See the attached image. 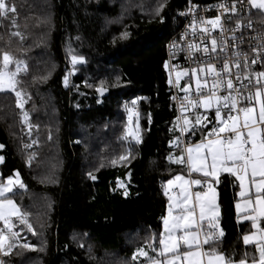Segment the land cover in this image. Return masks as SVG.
I'll use <instances>...</instances> for the list:
<instances>
[{
  "label": "trees",
  "instance_id": "obj_1",
  "mask_svg": "<svg viewBox=\"0 0 264 264\" xmlns=\"http://www.w3.org/2000/svg\"><path fill=\"white\" fill-rule=\"evenodd\" d=\"M6 2L17 8L18 28L9 13L0 49L27 65L17 77L26 102L21 109L14 93H0V183L19 175L25 187L10 196L35 234L15 218L17 247L2 254V264L148 263L138 252L155 255L148 245L158 246L153 238L162 233L165 184L186 171L169 160L182 150L172 146L179 132L164 72L173 19L186 0ZM216 191L224 233L218 251L236 261L256 254L243 243L252 226L235 210L239 182L225 173Z\"/></svg>",
  "mask_w": 264,
  "mask_h": 264
},
{
  "label": "snow or ice",
  "instance_id": "obj_2",
  "mask_svg": "<svg viewBox=\"0 0 264 264\" xmlns=\"http://www.w3.org/2000/svg\"><path fill=\"white\" fill-rule=\"evenodd\" d=\"M247 5L264 14V0H247ZM216 7L222 11L214 19L204 17L197 19L194 14L195 5L189 9L193 14L189 27L193 35L197 34L199 27L202 33L200 39L204 47L189 43L188 48L195 49L206 58L198 62L190 71L177 73V85L183 75L189 76L190 81L194 79L195 87L188 83L181 89L185 94L180 100L183 126L181 127L179 123L180 117L174 125L179 129L181 137L186 132L195 135L197 130L202 131L209 123H213V127L206 135L202 134L199 143L189 144L183 149L186 160L183 155L169 157L171 162L186 164L189 176L192 173H199L203 179L186 180L178 175L168 182L169 185H177L179 182L180 195L175 200L169 197L168 216L163 220L164 231L153 238L154 241H158V246L148 245L155 255L149 256L143 249L138 252V255L144 256L149 264H205V260L207 264H264V228L259 226V222L264 221V70L253 69L257 64L264 67V30L250 38L256 41L255 45H250V52H243L240 50V45L244 43V38L237 37L236 33L242 28L255 31L251 18H248L247 23H243V18L240 17V11L245 7V0H232L230 6L225 0ZM159 11L160 9L157 10V14ZM9 13L13 14L12 27L18 28L15 4L10 5L6 0H0V27L3 26L2 20L9 18ZM226 13H231L227 16L228 21L236 17L235 27L225 26L222 17ZM260 23L264 26V15ZM217 29L219 35L213 36L212 33ZM228 33L231 35H226ZM129 35L125 32L121 38L127 39ZM10 36L19 37L20 40L25 39L20 31L11 32ZM0 39L3 37L0 36ZM229 40L232 41L231 54H229ZM8 43L10 44L11 40ZM0 54H2L0 93H14L17 107L23 109L26 101L23 100L22 91L18 88L21 81L17 77L22 71H27V65L8 51L0 49ZM191 55L190 51L189 56ZM76 60L77 58L73 57V63ZM13 64L14 71L10 69V65ZM169 83H172L171 79ZM103 90V88L97 89L100 92ZM136 103L135 100L132 101L133 105ZM201 108L204 109V113L198 111ZM189 110H193L194 119L183 115ZM128 111L131 112V109ZM208 111H214V122L205 114ZM24 118L27 120L26 112ZM181 137L172 141L173 145L179 147L183 143ZM119 159L126 160L127 156H121ZM225 172L239 182V196L243 201V209L238 203L236 205L238 212L242 210L245 213L243 218L250 220L252 227L257 230L252 235L243 236V243L246 246L254 245L256 254L245 252L239 261L217 249L224 233L223 230L217 232L219 213L218 206L214 203L216 193L213 184H218L220 175ZM17 182L9 178L7 184L0 183V221L4 224V227L0 228V252L5 255L17 247L15 241L19 237V233L13 232L16 225L12 223L11 217H17L21 224L27 226L28 231L35 234L32 224L28 222V213L23 212L9 196V193H13V186ZM191 185L201 187L206 185L208 191H196L193 195L190 190ZM19 187L25 186L19 182ZM209 191L212 193L211 200L207 198ZM165 194L167 195V188ZM205 245L208 246L207 249ZM20 247L29 249L32 246L24 243Z\"/></svg>",
  "mask_w": 264,
  "mask_h": 264
},
{
  "label": "built area",
  "instance_id": "obj_3",
  "mask_svg": "<svg viewBox=\"0 0 264 264\" xmlns=\"http://www.w3.org/2000/svg\"><path fill=\"white\" fill-rule=\"evenodd\" d=\"M222 2H225V0H214L212 2H205L201 0H186V4L178 11L176 16L174 17V31L169 36L166 44V58L164 61V72L166 77V85L168 88V107L169 109L173 110L175 112V119H174V125L177 123V118L180 117V125L183 126V116L180 111V100L185 95L183 91H181L182 88L187 86L188 83L192 84V87H195L194 79L192 81L189 80V76H183L181 75V78L179 80V85H177V73H184L185 71H190V69L197 66V63L201 60L205 59L202 55V53L195 51V49H189L188 45L189 43L193 44H199L201 48L204 47V44L201 43V35L199 27L197 28V34L193 35L191 28L189 27L192 23L193 14L189 12V9L195 5V16L197 19L200 17H204L205 19H214L216 16L220 15L221 9H218L216 6ZM228 5L230 6L232 3V0H226ZM237 8H240V5H237ZM256 9H251L250 6L247 5V0H245V7L240 11V17L243 18L242 22L247 23L248 18H251L253 21V28L255 29H246L242 28L241 31L237 32V37L243 36L244 43L240 45V50L243 52H250V45H255L256 41L251 40V37L256 36L261 30H264V26L261 25L260 21L261 19H258L255 17ZM231 15V13H226L224 17H222V20L225 23V26L228 28L235 27V20L236 17H233L232 21L227 20V16ZM213 36L219 35V29L215 30L212 33ZM226 35H231V33H228ZM229 54H231L232 48L231 44L232 41L229 40ZM175 44V47L173 45ZM191 51L192 55L189 56V52ZM167 65V67H165ZM253 69L255 71H262L264 70V67H261L260 64L254 65ZM171 79L172 83H169V80ZM209 81V86H210ZM223 94V93H221ZM145 99L144 97H141L140 100ZM135 111H138V107H135ZM199 112L204 113V109H198ZM209 120H212L214 122V111H208L205 113ZM184 116H188L189 118L194 119L193 117V110L186 111ZM213 127V123H209L207 125V128H205V132L207 134L208 131L211 130ZM179 132V137H181V133L179 129L175 128ZM189 132H186L181 139L183 140V143L179 145V147L173 145L172 146L175 150L181 149L182 154L185 157V152L183 151L184 148H186L189 144H191L193 141L188 136ZM171 157H179L177 154L173 153ZM186 160V158H185ZM202 188H207L205 185ZM169 196V193H167ZM219 230L217 229V232ZM2 254L0 253V257ZM0 264H2V259H0Z\"/></svg>",
  "mask_w": 264,
  "mask_h": 264
},
{
  "label": "crops",
  "instance_id": "obj_4",
  "mask_svg": "<svg viewBox=\"0 0 264 264\" xmlns=\"http://www.w3.org/2000/svg\"><path fill=\"white\" fill-rule=\"evenodd\" d=\"M197 131H198V130H197ZM197 131H196L195 134L198 135ZM190 134H192V133L189 132L188 136L191 138ZM203 134L206 135V132L204 131ZM191 139H192V138H191ZM192 141H193V142H192L191 144L199 143V142L201 141V137L199 136L197 139L192 140ZM180 156H181V155H180ZM0 158H2V157L0 156ZM185 158L187 159V157H186V153H185ZM2 161H3V158L0 159V165H1ZM181 165H184V166L186 167V171H185V172H180V173L176 174L175 176H173L172 178H170V179L166 182V184H165V190H166V188H167V193H169V196L167 195V196H168V205H169V197H170V196L173 197V199L175 200V198L178 197V196L180 195V188H179V186H178L179 182H177V185H169V183H168L169 181L174 180L175 177L178 176V175H179V176H183L186 180H188V179H203V177H202L199 173H192L191 176H189V169H188V166H187L186 164H181ZM225 173H226V172H225ZM225 173H222V174L220 175V177H221L223 174H225ZM0 176H1V171H0ZM213 187H214V189H215V193H216L214 203L218 206V213H219V215H218V228H217V229L220 230V228H219V219H220V217H221V215H222V211H221V207H220L219 202H218L217 191H216V184H215V183L213 184ZM190 190H191V192L193 193V195H194V193H195L196 191H208L207 188H202L201 186H197V185H191V186H190ZM239 192H240V188H239ZM239 192H238V199H237V201H236V203H235V210H236L237 215L239 216V221H240V222H250V224H251V226H252V222H251L250 220H246V219L243 218L244 215H245V213H244L242 210H241L240 212H238V210H237L236 205H237L238 203L241 204V209H243V201H242L241 197L239 196ZM207 198H208L209 200L212 199V193H211L210 191L208 192V197H207ZM198 213H199V210L197 209V215H198ZM167 216H168V207H167V215H166V217H167ZM166 217H165V218H166ZM205 223H206V221H205ZM260 223H261V221L259 222V226H260L261 228H264V227H262V226L260 225ZM163 231H164V225H163V228H162V232H163ZM256 231H257V230H256L255 228L252 227V230H251L249 233L245 234V235H252L253 233H256ZM257 235H258V233H257ZM207 247H208V246L205 245V249H207ZM146 264H149V262L146 263ZM205 264H207V260H205Z\"/></svg>",
  "mask_w": 264,
  "mask_h": 264
},
{
  "label": "rangeland",
  "instance_id": "obj_5",
  "mask_svg": "<svg viewBox=\"0 0 264 264\" xmlns=\"http://www.w3.org/2000/svg\"><path fill=\"white\" fill-rule=\"evenodd\" d=\"M262 15H264V14H261V13H256L255 14V16H256V18H258V19H261V17H262ZM10 69L11 70H15V65L13 66V65H10ZM9 178H12L13 179V181H18L17 183H15L14 184V186H13V193L19 188V182H21V180H20V177H19V175L17 176V174H15V175H13V176H11V177H8L4 182H2V184H7V181H8V179ZM10 194L11 193H9V196H10ZM10 198L11 199H13L14 201H15V203L17 204V206L21 209V207H20V205L17 203V201L12 197V196H10ZM15 218H17V217H15V216H13V217H11V221H12V223L13 224H15V222H14V220H15ZM4 227V224H3V221H0V228H3ZM15 229V227L13 228V230ZM15 231V230H14ZM13 231V232H14ZM17 233V232H16ZM5 234L7 235L8 233H7V229H5ZM11 242V241H10ZM1 254H4L3 252H0Z\"/></svg>",
  "mask_w": 264,
  "mask_h": 264
},
{
  "label": "water",
  "instance_id": "obj_6",
  "mask_svg": "<svg viewBox=\"0 0 264 264\" xmlns=\"http://www.w3.org/2000/svg\"><path fill=\"white\" fill-rule=\"evenodd\" d=\"M104 89V88H103ZM99 94L104 97L108 94V90L104 89L102 92L99 91Z\"/></svg>",
  "mask_w": 264,
  "mask_h": 264
}]
</instances>
